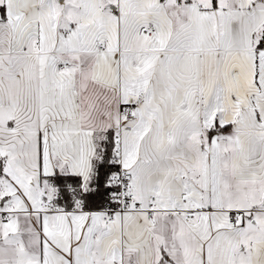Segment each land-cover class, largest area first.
Returning a JSON list of instances; mask_svg holds the SVG:
<instances>
[{"label":"snow or ice","instance_id":"snow-or-ice-1","mask_svg":"<svg viewBox=\"0 0 264 264\" xmlns=\"http://www.w3.org/2000/svg\"><path fill=\"white\" fill-rule=\"evenodd\" d=\"M0 264H264V0H0Z\"/></svg>","mask_w":264,"mask_h":264}]
</instances>
